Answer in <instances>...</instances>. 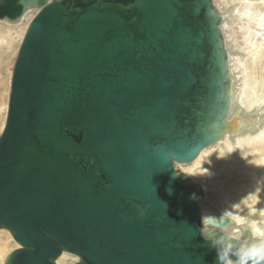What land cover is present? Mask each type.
I'll use <instances>...</instances> for the list:
<instances>
[{
	"label": "water",
	"instance_id": "1",
	"mask_svg": "<svg viewBox=\"0 0 264 264\" xmlns=\"http://www.w3.org/2000/svg\"><path fill=\"white\" fill-rule=\"evenodd\" d=\"M30 8L0 136V229L20 246L5 264H217L175 165L225 125L213 0H0V20ZM229 222L205 235L236 264L261 243Z\"/></svg>",
	"mask_w": 264,
	"mask_h": 264
},
{
	"label": "bare ground",
	"instance_id": "2",
	"mask_svg": "<svg viewBox=\"0 0 264 264\" xmlns=\"http://www.w3.org/2000/svg\"><path fill=\"white\" fill-rule=\"evenodd\" d=\"M213 5L220 17L222 50L228 64L225 125L218 142L206 147L193 162L176 163V171L186 176L192 174L191 177L187 176L189 182L202 191L203 195L198 202L201 214L206 217V231L217 230L213 223L227 218L229 224L219 231L243 245L252 238L258 239L262 245L264 0H213ZM39 11V8H30L15 22L0 20V62H3V53L7 50L13 52L15 41L20 40L15 54L9 57L13 64L9 69V92L22 40ZM6 108L8 110L9 101ZM5 123L0 128V136ZM13 240L9 231L0 229V264H5L11 252L20 247L16 242H13V248L8 246ZM79 260L76 255L64 252L57 264H76Z\"/></svg>",
	"mask_w": 264,
	"mask_h": 264
},
{
	"label": "clouds",
	"instance_id": "3",
	"mask_svg": "<svg viewBox=\"0 0 264 264\" xmlns=\"http://www.w3.org/2000/svg\"><path fill=\"white\" fill-rule=\"evenodd\" d=\"M186 174V173H185ZM178 175V174H177ZM192 174H187V176L191 177ZM204 191L206 192V189L203 187ZM171 194V189L168 190ZM190 199L199 201L200 197H198L195 193H193L190 196ZM205 221L206 217L201 214V223H202V229L201 233L205 237L206 240L210 241L209 246L213 247L217 251V264H233L232 259L229 258V250L227 248H224L221 244V242H218L216 240L210 239L208 236L205 235ZM186 223V222H184ZM255 257V258H253ZM249 260L252 261V264H264V244H262L258 248L253 249V253L246 254V253H237L236 254V264H249Z\"/></svg>",
	"mask_w": 264,
	"mask_h": 264
},
{
	"label": "rangeland",
	"instance_id": "4",
	"mask_svg": "<svg viewBox=\"0 0 264 264\" xmlns=\"http://www.w3.org/2000/svg\"><path fill=\"white\" fill-rule=\"evenodd\" d=\"M19 44H20V40L17 39L14 43L13 52H10L9 50L6 51L7 53L4 52L2 55V61L3 62H0V128H1L2 124L6 121L7 113H8V110L6 108V104L9 101V97H10L9 69H11L10 67L13 65L11 63V59L9 57L10 56H11V58L13 57V54H15V51H16L15 49H17L19 47ZM6 59H10V60H6ZM13 62H14V60H13ZM6 64H8V65H6ZM3 239L6 240L7 238L4 236ZM13 242H15V241L13 240V241L9 242L8 246L13 248L15 246V244Z\"/></svg>",
	"mask_w": 264,
	"mask_h": 264
}]
</instances>
